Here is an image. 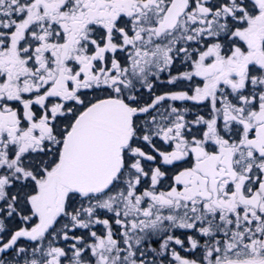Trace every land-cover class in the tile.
I'll use <instances>...</instances> for the list:
<instances>
[{
    "label": "snow or ice",
    "instance_id": "obj_1",
    "mask_svg": "<svg viewBox=\"0 0 264 264\" xmlns=\"http://www.w3.org/2000/svg\"><path fill=\"white\" fill-rule=\"evenodd\" d=\"M0 264H264V0H0Z\"/></svg>",
    "mask_w": 264,
    "mask_h": 264
},
{
    "label": "flooded vegetation",
    "instance_id": "obj_2",
    "mask_svg": "<svg viewBox=\"0 0 264 264\" xmlns=\"http://www.w3.org/2000/svg\"><path fill=\"white\" fill-rule=\"evenodd\" d=\"M177 103H179V102H177Z\"/></svg>",
    "mask_w": 264,
    "mask_h": 264
}]
</instances>
